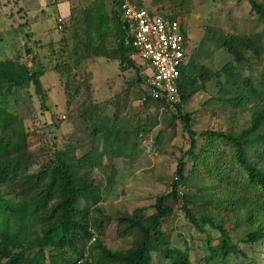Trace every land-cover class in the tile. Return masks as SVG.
<instances>
[{
  "label": "trees",
  "instance_id": "obj_1",
  "mask_svg": "<svg viewBox=\"0 0 264 264\" xmlns=\"http://www.w3.org/2000/svg\"><path fill=\"white\" fill-rule=\"evenodd\" d=\"M111 1L110 13L98 2L78 15L73 12L72 19L81 21L88 37L84 45L88 48L94 43L89 46L94 56L119 62L123 72L134 70L138 83H144L143 65L131 58L134 49L127 44L119 4ZM248 2L264 24V2ZM163 16L180 19L171 12ZM181 25L188 44L186 27ZM199 47L206 50L202 57L207 60L216 51L225 50L233 62L210 69L191 58L181 69L178 104L172 107L148 93L143 103L146 108L153 104L166 111L165 120H181L190 138V149L179 161L170 192L155 199L150 215L146 208L107 214L99 207L102 197L95 198L91 206L89 203L105 186L97 171L106 169L107 159L111 160L107 183L113 184L119 176L114 163H130L143 154L149 117L144 126L140 121L136 125L119 110L112 120L104 114L105 107L90 102L79 113L88 140L59 148L46 132L34 131L11 112L6 101L0 105V264H46L48 258L58 264L80 260L83 264H154L155 255L165 264H193L189 251L174 247L163 230L177 211L206 238L208 264H233V258L244 255L240 242L234 240L240 227H247L241 243H264V32L228 37L221 29H208ZM27 48L31 56L33 51ZM252 59L260 62L255 78L244 75L242 66ZM43 76L20 60H0V95L10 98L21 88H34L45 106ZM212 81L217 83L218 101L225 109L231 107L234 117L245 113L251 119L248 127L238 132H202L205 144L196 153L198 134L192 129V115L184 116V108ZM87 142L91 147L79 156ZM187 159L193 160L189 172ZM205 176L217 186L207 188L199 183ZM183 185L197 193L182 194ZM200 198L204 200L199 202ZM82 200L88 203L84 208L79 207ZM208 231L218 235L217 248ZM105 239L123 240L129 243L128 248L110 249Z\"/></svg>",
  "mask_w": 264,
  "mask_h": 264
},
{
  "label": "rangeland",
  "instance_id": "obj_2",
  "mask_svg": "<svg viewBox=\"0 0 264 264\" xmlns=\"http://www.w3.org/2000/svg\"><path fill=\"white\" fill-rule=\"evenodd\" d=\"M136 1L142 2L146 8L158 14L171 12L180 17L178 20L185 25L188 36L186 64L193 58L199 64L212 69L233 62V58L225 50L216 51L208 60L202 57L206 50L199 46L208 29H221L228 37L264 32V24L252 12L248 0ZM98 2H103L110 13L111 0H48V4L45 1L43 22L31 26L35 32H42L43 37L37 38L31 44L26 38L30 34V27L26 23L25 0H0V60H20L29 68L34 66L35 70L44 74L41 82L46 95L43 106L41 97L34 88L25 87L10 98L1 94L0 105L6 101L11 112L25 120L34 131L46 132L59 148L68 142L85 143L88 140L89 132L85 133L79 113L90 102L105 107L104 114L112 120L119 110L136 125L140 121L144 126L146 116L149 117L150 122H147L144 132L145 140L142 142L143 154L130 163L123 160L114 163L119 176L113 184L107 183L110 174L107 166L111 165V160L107 159L106 169L97 171L98 179L105 186L89 203L91 206L95 198L102 197L99 207L107 214L132 213L136 209L146 208V215H150L154 212L152 205L155 199L170 192V185L177 177L179 161L190 149V138L181 120L170 117L165 120L168 113L162 108L153 104L149 108L143 106L148 88L145 81L138 83V75L134 70L123 72L119 62L94 56L91 48L89 49L94 43H89L88 48L85 47L88 37L81 21L72 19V13L76 12L78 15L81 10ZM59 19L64 22L62 27L57 24ZM27 47L33 51L31 56L26 52ZM242 66L246 76L255 78L260 72V62L257 59ZM141 77L145 78L142 74ZM218 91L216 81H212L206 90L192 97L185 105L184 116L192 115V129L198 134L195 139L196 153L205 144L200 137L202 132H238L247 128L251 119L245 113L234 117L231 107L225 109L218 101ZM85 147L78 152L79 156H83L84 151L91 146L87 142ZM186 161L189 172L193 160ZM199 183H205L207 188L217 186L208 176L202 177ZM109 186L112 188L111 192L106 191ZM181 191L182 194L197 193L196 189H189L184 185L181 186ZM203 200L204 198H200L199 202ZM86 204L88 203L82 200L79 207L84 208ZM163 230L170 236L169 241L174 247L189 251L193 264H208L205 260L208 254L206 238L189 225L179 211L165 223ZM208 232L217 248L220 241L218 235ZM246 234V226L240 227L234 234V240L236 243L240 242L238 244L244 255L239 254L233 258V264H264V243H241ZM105 244L113 250H126L129 243L105 239ZM153 260L154 264H165L158 255ZM46 264L58 263L48 258Z\"/></svg>",
  "mask_w": 264,
  "mask_h": 264
},
{
  "label": "built area",
  "instance_id": "obj_3",
  "mask_svg": "<svg viewBox=\"0 0 264 264\" xmlns=\"http://www.w3.org/2000/svg\"><path fill=\"white\" fill-rule=\"evenodd\" d=\"M117 2L121 23L128 34L127 44L134 49L131 58L144 67L142 75L149 96L174 107L180 101L179 82L187 55L181 22L142 7L136 0ZM63 23L58 20L60 27ZM77 264H83V261Z\"/></svg>",
  "mask_w": 264,
  "mask_h": 264
},
{
  "label": "crops",
  "instance_id": "obj_4",
  "mask_svg": "<svg viewBox=\"0 0 264 264\" xmlns=\"http://www.w3.org/2000/svg\"><path fill=\"white\" fill-rule=\"evenodd\" d=\"M45 1L48 4V0H25V12H26V17H27L26 23H28L27 25L28 27H30V34H33L31 35V37H26L28 40V43L29 42L31 43L32 41L37 40V38H40L41 36L43 37L42 32L40 31L39 33L35 32L31 26L33 24H39L40 22H43L44 20L43 15L45 13V5H46ZM34 14H36V16ZM29 16H30V19H28ZM7 60H11V59H7Z\"/></svg>",
  "mask_w": 264,
  "mask_h": 264
}]
</instances>
